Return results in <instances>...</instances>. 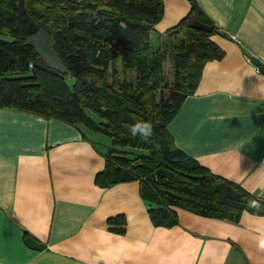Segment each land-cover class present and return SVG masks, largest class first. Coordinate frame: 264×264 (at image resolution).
<instances>
[{
    "label": "crops",
    "instance_id": "1",
    "mask_svg": "<svg viewBox=\"0 0 264 264\" xmlns=\"http://www.w3.org/2000/svg\"><path fill=\"white\" fill-rule=\"evenodd\" d=\"M195 1L224 56L204 64L168 130L193 160L264 198V73L244 59L251 51L264 66V0ZM163 5L159 33L191 10L189 0ZM107 136L0 107V264H264V214L225 219L174 207L175 223L157 226L139 181L100 185ZM117 216L124 232L110 228Z\"/></svg>",
    "mask_w": 264,
    "mask_h": 264
},
{
    "label": "trees",
    "instance_id": "2",
    "mask_svg": "<svg viewBox=\"0 0 264 264\" xmlns=\"http://www.w3.org/2000/svg\"><path fill=\"white\" fill-rule=\"evenodd\" d=\"M189 1L190 12L159 33L155 26L164 14L163 0H0V107L82 124L110 136V167L98 174L97 182L109 187L139 181L157 226L175 223L174 207L225 219H237L245 211L264 214V198L193 160L168 130L184 99L195 92L204 64L224 56L211 40L214 23L195 0ZM52 16L59 19L51 26L52 46L68 67L65 74L49 68L27 44L38 35L40 21ZM196 20L213 30L195 29L191 23ZM167 60L174 70L172 85L162 76ZM121 71L125 79L119 82ZM139 120L151 122L152 144L132 136L131 126ZM116 121L121 123L117 131ZM158 134H165V142ZM136 143L149 153L125 148ZM108 223L114 231L126 230L125 216Z\"/></svg>",
    "mask_w": 264,
    "mask_h": 264
},
{
    "label": "water",
    "instance_id": "3",
    "mask_svg": "<svg viewBox=\"0 0 264 264\" xmlns=\"http://www.w3.org/2000/svg\"><path fill=\"white\" fill-rule=\"evenodd\" d=\"M39 25L40 31L38 35L33 38H30L27 44L35 49L37 54L45 60L49 68L56 70L60 73H68V67L65 61L57 54V52L52 46L51 25L47 22L46 19L41 20ZM192 26L197 30H202L208 33L213 30L212 26L204 24L198 20L194 21ZM254 64L257 65L260 68V71L264 73L263 65H260L256 60H254ZM27 242L34 249L43 250L46 248L45 244L38 242L33 237L27 238Z\"/></svg>",
    "mask_w": 264,
    "mask_h": 264
},
{
    "label": "rangeland",
    "instance_id": "4",
    "mask_svg": "<svg viewBox=\"0 0 264 264\" xmlns=\"http://www.w3.org/2000/svg\"><path fill=\"white\" fill-rule=\"evenodd\" d=\"M58 21H59V19L57 20V19H55V17H53L52 16V18L49 20V24L51 25V26H56L57 24H58ZM194 22L192 21V23L191 24H193ZM165 41V40H164ZM152 43H153V46H154V48L155 49H157L158 48V39L154 36L153 37V40H152ZM144 48H146V46L144 47ZM46 63V62H45ZM46 65H47V63H46ZM119 65V67H121V63H119L118 64ZM48 66V65H47ZM131 75V74H130ZM133 75V74H132ZM162 76H164L165 78H166V80L170 83V85H172V83H173V81H174V70H173V66H172V64H171V62H170V60H167L165 63H164V65H163V74H162ZM111 80H112V77L110 78ZM124 79H125V77H124V75H123V72L121 71L119 74H118V76H117V78H116V80L117 81H119L120 82V80L121 81H124ZM69 83L71 84L73 81H72V79L71 78H69ZM114 80H115V78H114ZM128 80H129V83H132V82H134V76H130L129 78H128ZM105 84V83H104ZM103 91L105 92V94L107 95V93H106V90H105V88H103ZM167 92H168V90H167ZM154 102H155V100H154ZM89 113V112H88ZM89 115L90 116H92L97 122H100V119L96 116V115H94V114H92V113H89ZM121 123L120 122H118V121H116L114 124H113V129L115 130V131H117V128L119 127V125H120ZM165 136V134L163 135H161V134H158V137L161 139V140H165L166 139V136ZM108 137V136H107ZM108 138H110V137H108ZM120 139V138H119ZM165 142V141H164ZM104 143V145H106V147H107V142H103ZM119 143H121L120 141H118V142H116V144H119ZM118 146V145H117ZM123 147H124V145H122ZM125 148H127V150H129V151H134V154H135V152H137L138 154H140V153H149V150H147V149H145V148H143L140 144H138V143H136V145H130V146H128V147H125ZM131 153V152H130ZM157 165H159V164H157ZM157 165H155V166H152L151 168L154 170V168H156L157 167ZM153 175H151V177H152ZM148 176H145V178H147ZM149 178V177H148Z\"/></svg>",
    "mask_w": 264,
    "mask_h": 264
},
{
    "label": "clouds",
    "instance_id": "5",
    "mask_svg": "<svg viewBox=\"0 0 264 264\" xmlns=\"http://www.w3.org/2000/svg\"><path fill=\"white\" fill-rule=\"evenodd\" d=\"M131 134L136 137L139 136L145 143L152 144L151 139L153 135V128L150 121L139 120L131 126ZM260 247L264 248V238L260 239Z\"/></svg>",
    "mask_w": 264,
    "mask_h": 264
},
{
    "label": "built area",
    "instance_id": "6",
    "mask_svg": "<svg viewBox=\"0 0 264 264\" xmlns=\"http://www.w3.org/2000/svg\"><path fill=\"white\" fill-rule=\"evenodd\" d=\"M232 39H233L238 45L243 46V43H242V41H241L239 38L233 36ZM244 59H245L247 62H249V63H253V64H254V60L257 59V56H256L253 52L246 50V51L244 52ZM32 66H33V65L31 64V67H32ZM255 68H256L258 71H260V68H259L257 65H255Z\"/></svg>",
    "mask_w": 264,
    "mask_h": 264
}]
</instances>
